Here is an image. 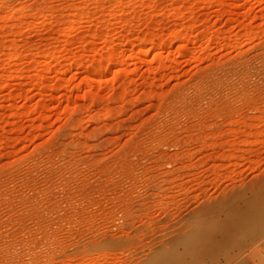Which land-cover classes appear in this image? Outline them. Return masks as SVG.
<instances>
[{"label":"rangeland","instance_id":"374dc122","mask_svg":"<svg viewBox=\"0 0 264 264\" xmlns=\"http://www.w3.org/2000/svg\"><path fill=\"white\" fill-rule=\"evenodd\" d=\"M192 241L264 264V0H0V264Z\"/></svg>","mask_w":264,"mask_h":264},{"label":"bare ground","instance_id":"6f19581e","mask_svg":"<svg viewBox=\"0 0 264 264\" xmlns=\"http://www.w3.org/2000/svg\"><path fill=\"white\" fill-rule=\"evenodd\" d=\"M181 257L182 259L184 258L185 264L186 263L194 264V241L188 244V246L186 247V251L182 253ZM164 264H170V263H164Z\"/></svg>","mask_w":264,"mask_h":264}]
</instances>
